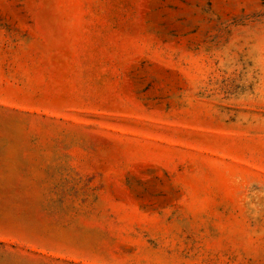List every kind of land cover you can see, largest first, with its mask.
I'll list each match as a JSON object with an SVG mask.
<instances>
[{
  "label": "rangeland",
  "instance_id": "374dc122",
  "mask_svg": "<svg viewBox=\"0 0 264 264\" xmlns=\"http://www.w3.org/2000/svg\"><path fill=\"white\" fill-rule=\"evenodd\" d=\"M0 264H264V0H0Z\"/></svg>",
  "mask_w": 264,
  "mask_h": 264
}]
</instances>
